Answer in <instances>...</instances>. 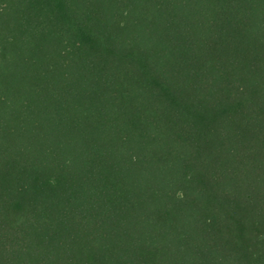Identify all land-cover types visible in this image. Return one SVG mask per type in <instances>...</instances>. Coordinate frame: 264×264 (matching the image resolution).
Segmentation results:
<instances>
[{"label": "trees", "instance_id": "16d2710c", "mask_svg": "<svg viewBox=\"0 0 264 264\" xmlns=\"http://www.w3.org/2000/svg\"><path fill=\"white\" fill-rule=\"evenodd\" d=\"M0 264H264V0H0Z\"/></svg>", "mask_w": 264, "mask_h": 264}]
</instances>
